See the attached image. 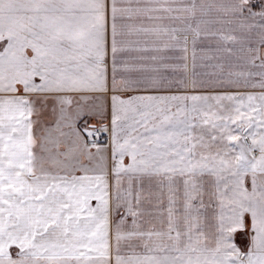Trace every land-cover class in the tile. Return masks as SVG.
<instances>
[{
    "label": "snow or ice",
    "instance_id": "1",
    "mask_svg": "<svg viewBox=\"0 0 264 264\" xmlns=\"http://www.w3.org/2000/svg\"><path fill=\"white\" fill-rule=\"evenodd\" d=\"M0 264H264V0H0Z\"/></svg>",
    "mask_w": 264,
    "mask_h": 264
}]
</instances>
